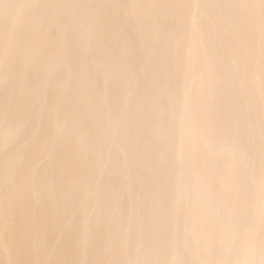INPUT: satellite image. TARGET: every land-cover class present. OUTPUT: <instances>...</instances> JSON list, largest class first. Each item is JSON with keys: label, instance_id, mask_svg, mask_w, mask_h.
Instances as JSON below:
<instances>
[{"label": "bare ground", "instance_id": "obj_1", "mask_svg": "<svg viewBox=\"0 0 264 264\" xmlns=\"http://www.w3.org/2000/svg\"><path fill=\"white\" fill-rule=\"evenodd\" d=\"M0 264H264V0H0Z\"/></svg>", "mask_w": 264, "mask_h": 264}, {"label": "rangeland", "instance_id": "obj_2", "mask_svg": "<svg viewBox=\"0 0 264 264\" xmlns=\"http://www.w3.org/2000/svg\"><path fill=\"white\" fill-rule=\"evenodd\" d=\"M215 26H217L218 27V24L217 23H215ZM116 47H117V45L115 46V49H116ZM88 50H89V47L87 48V49H85V53L87 54V52H88ZM240 85V84H239ZM259 93H260V91H259ZM244 103H246L245 105H243V106H245V110H247V106H248V103L246 102V101H243V104ZM248 111V110H247ZM243 114H247V112H243ZM251 124L249 123V125L247 124V127H246V130H248L249 129V126H250ZM243 131V130H242ZM243 133H245L244 131H243ZM248 140L249 141H251V142H254L255 141V136H253V135H251V133L250 132H248ZM96 180H94V182H95Z\"/></svg>", "mask_w": 264, "mask_h": 264}]
</instances>
